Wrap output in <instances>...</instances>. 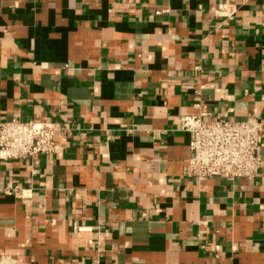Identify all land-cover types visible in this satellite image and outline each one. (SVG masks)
<instances>
[{
	"label": "crops",
	"instance_id": "0c3cea01",
	"mask_svg": "<svg viewBox=\"0 0 264 264\" xmlns=\"http://www.w3.org/2000/svg\"><path fill=\"white\" fill-rule=\"evenodd\" d=\"M224 1L0 0V122L73 123L62 152L0 161V189L30 195L0 192V254L264 264V0H230L232 19ZM199 113L259 116L256 177L182 175Z\"/></svg>",
	"mask_w": 264,
	"mask_h": 264
},
{
	"label": "built area",
	"instance_id": "2783aa9c",
	"mask_svg": "<svg viewBox=\"0 0 264 264\" xmlns=\"http://www.w3.org/2000/svg\"><path fill=\"white\" fill-rule=\"evenodd\" d=\"M158 7L155 15L167 12ZM236 5L225 0L218 5L216 15L232 19ZM264 101V95L261 97ZM73 130V123L64 119L59 121L23 120L13 117L0 122V161L32 159L36 155H50L62 152L57 144V136H66ZM181 130L188 134V157L183 166L185 178L204 180L222 177L227 180L237 178L253 179L260 167L258 147L262 124L258 115H248L243 120H230L225 115L214 118L205 113L185 115ZM5 195L19 193L28 199L24 189L17 184L0 189ZM77 231H90L91 227L79 226ZM0 264H17V260L0 254Z\"/></svg>",
	"mask_w": 264,
	"mask_h": 264
}]
</instances>
